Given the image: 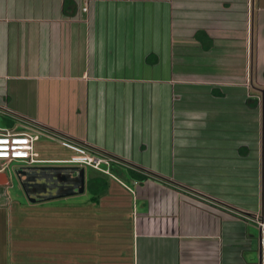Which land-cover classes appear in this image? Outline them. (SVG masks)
I'll list each match as a JSON object with an SVG mask.
<instances>
[{"label":"crops","instance_id":"1","mask_svg":"<svg viewBox=\"0 0 264 264\" xmlns=\"http://www.w3.org/2000/svg\"><path fill=\"white\" fill-rule=\"evenodd\" d=\"M65 2L0 0V106L121 162L53 197L73 264H264V0ZM2 198L0 264H50Z\"/></svg>","mask_w":264,"mask_h":264},{"label":"rangeland","instance_id":"2","mask_svg":"<svg viewBox=\"0 0 264 264\" xmlns=\"http://www.w3.org/2000/svg\"><path fill=\"white\" fill-rule=\"evenodd\" d=\"M7 120L5 118H0V127L7 126ZM36 151L39 153L41 159H70L74 151L71 149L55 142L52 140H47L41 138L36 144ZM45 166H56L63 167L69 166L58 163L45 164L43 166L35 167H45ZM21 165L15 163L11 165H6L0 167L1 172H5L10 180V184L2 189H0V195L3 196L2 202H6V197L11 200V203L17 202V207L21 209V220L22 232L23 235H28V229H31L30 232L33 233L32 237L34 238V245L44 244L50 251L51 263L57 264L58 262V251L62 247L66 249V261L67 264H73L74 257V236H75V200L71 199L69 201H64L63 199H53L49 197L50 200H45L41 204H36L37 206L32 207L34 204L31 202L26 193V190L23 186L22 181L19 179L18 172L20 171ZM87 176L91 172H97L89 167H86ZM98 173V172H97ZM76 173H73L75 175ZM104 178L108 181L113 179L108 178V176L103 175ZM51 195V194H49ZM87 195V194H86ZM89 195L82 197L79 202L85 201ZM55 198V197H54ZM83 209H87L90 213L91 208H95L93 203L88 204L87 206H82ZM100 215H104V220L106 217V208L99 207ZM23 217V218H22ZM63 217V218H60ZM65 217V218H64ZM65 220V221H64ZM28 228V229H27ZM31 236V235H30ZM102 237L105 234H101ZM26 241L23 239L24 246H27V242L31 240L26 237ZM42 239L47 241L43 243ZM61 246V247H60ZM62 251V250H61ZM55 258V259H53ZM115 264V263H113ZM121 264V263H116Z\"/></svg>","mask_w":264,"mask_h":264},{"label":"built area","instance_id":"3","mask_svg":"<svg viewBox=\"0 0 264 264\" xmlns=\"http://www.w3.org/2000/svg\"><path fill=\"white\" fill-rule=\"evenodd\" d=\"M87 12L88 8L84 7ZM0 117L7 119V126L0 127V167L19 164L20 169L43 166L45 164L58 163L71 166L90 167L108 175H112L110 167L120 164V160L104 153L93 150L91 147L78 144L71 140L51 132L40 123L23 118L0 106ZM41 138L55 141L69 149L75 154L67 160H44L36 151V144ZM125 185V184H124ZM130 191L131 188L125 185ZM264 228V223L259 221Z\"/></svg>","mask_w":264,"mask_h":264},{"label":"flooded vegetation","instance_id":"4","mask_svg":"<svg viewBox=\"0 0 264 264\" xmlns=\"http://www.w3.org/2000/svg\"><path fill=\"white\" fill-rule=\"evenodd\" d=\"M23 183L31 194L30 199L37 201L55 197L68 190L79 189L82 183V171L77 166H45L22 169ZM73 173H76L73 175ZM51 194V195H49ZM42 197V198H41Z\"/></svg>","mask_w":264,"mask_h":264},{"label":"trees","instance_id":"5","mask_svg":"<svg viewBox=\"0 0 264 264\" xmlns=\"http://www.w3.org/2000/svg\"><path fill=\"white\" fill-rule=\"evenodd\" d=\"M69 5H71V0H66L65 6L68 7ZM92 149L95 150V151L101 152V151H99L97 149H94V148H92ZM101 153H103V152H101ZM106 155L111 156L109 154H106ZM114 166H115V164L110 167L111 173H113L112 171H117V169L114 168ZM131 170L132 171H130V174H131V176L134 179H137V180H145V179H147V177H150V174H145V173H141V172L139 174V172L137 170H134V169H131ZM96 180L94 181L96 183L93 182V184H91L92 185L91 189H92V191H94V194L96 196V199H99L100 196H101V194L107 190V182L103 178L102 179H96ZM97 182L99 183V185H97ZM93 187H94V189H93Z\"/></svg>","mask_w":264,"mask_h":264},{"label":"water","instance_id":"6","mask_svg":"<svg viewBox=\"0 0 264 264\" xmlns=\"http://www.w3.org/2000/svg\"><path fill=\"white\" fill-rule=\"evenodd\" d=\"M22 169H20V171L18 172V175H19V179L22 181L23 180V173H22ZM81 171L83 172L82 173V180L84 181V178H85V170L84 169H81ZM23 183V181H22ZM10 184V180H9V177L8 175L5 173V172H1L0 171V186H8ZM84 184V183H83ZM23 186L26 190V193L28 195V197L30 198L31 197V194L27 191V187L26 185L23 183ZM58 196H56L57 198ZM37 198L35 197L34 198V201H36Z\"/></svg>","mask_w":264,"mask_h":264}]
</instances>
